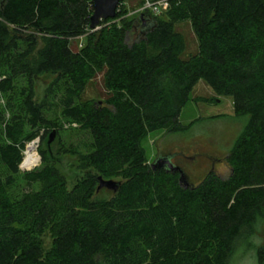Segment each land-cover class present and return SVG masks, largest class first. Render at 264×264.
Instances as JSON below:
<instances>
[{"label": "trees", "instance_id": "trees-1", "mask_svg": "<svg viewBox=\"0 0 264 264\" xmlns=\"http://www.w3.org/2000/svg\"><path fill=\"white\" fill-rule=\"evenodd\" d=\"M147 1L159 0H143L134 22L122 17L121 0L117 17L92 31L91 0H0V98L9 113L0 112V264H233L241 249H255L264 264V240L256 243L264 230V0H170L157 16L142 10ZM184 22L198 41L188 59L174 31ZM103 72L110 98L81 104ZM46 74L62 87V118L89 136L91 170L68 190L40 148L41 166L23 174L19 190L31 132L45 129L47 145L58 131L34 101V80ZM200 81L232 98L243 128L225 158L229 176L211 173L185 188L178 172L152 169L142 142L150 131L195 125L179 119ZM100 177L121 184L110 199L100 198Z\"/></svg>", "mask_w": 264, "mask_h": 264}, {"label": "rangeland", "instance_id": "rangeland-1", "mask_svg": "<svg viewBox=\"0 0 264 264\" xmlns=\"http://www.w3.org/2000/svg\"><path fill=\"white\" fill-rule=\"evenodd\" d=\"M142 1L126 0L121 7L122 17L136 22L140 14L137 8ZM174 31L184 44L182 58L188 59L196 55L198 53V41L190 23L175 24ZM140 34V26H137V28H134L129 33L128 43L132 44ZM84 42L82 38L73 41L71 43L72 50L77 52ZM44 46V40L40 39L31 58L32 62L39 59V52ZM56 78V75L46 74L38 75L34 80V101L43 107L51 122L58 124V131L50 146L46 145V141L43 144L42 135H44L45 129L40 128L37 131L31 132V137L35 135L36 137H32L33 139L26 141L23 160L19 167L20 173L17 177L19 190H22L24 186L22 182L23 174L36 170L41 166L40 148L44 149L48 147V150L50 149L52 157L57 161V167L65 176L68 190L72 189L91 170L86 162H84L85 146L89 142V136L85 133H80L76 124H70L62 118L58 101L59 97H56V94H60L62 87L56 85ZM110 96L111 93L106 87L103 72L98 74L89 83L80 103H102L109 99ZM6 110V102L0 98V112L1 114L2 112L5 113L6 117H9V113ZM179 121L185 126L194 122L195 125L191 129L179 133H171L168 129L148 132L142 142L148 164L152 165L155 163L162 153L168 155L172 160L178 157L184 160L183 153L194 156V152L197 149L202 153L199 161H197L199 164H195L197 166L195 171H192L191 168L190 170L188 169V173L190 174L189 180L192 184H199L207 176L210 167L209 162L212 161L208 157L210 155L223 159L215 162L217 167V172L215 173L223 178L228 177L230 170L227 165L224 166L222 164H226L225 158L243 128V123L235 119L232 98L218 96L205 82L200 81L195 86L190 102L183 110ZM49 135H47L46 140ZM34 142L37 143V148L31 153V144ZM71 146L80 150L81 153L79 155H72L62 152L63 147L69 150ZM113 181L117 182L119 180L114 179ZM111 197H113L111 190L106 188L101 189L100 198L110 199ZM256 236V243L259 244L264 240V230L259 231ZM43 240L45 251L47 252L52 247L53 238L47 232ZM240 253L235 256L233 264H258L255 249L249 250L245 256H242L243 249L240 250Z\"/></svg>", "mask_w": 264, "mask_h": 264}, {"label": "water", "instance_id": "water-1", "mask_svg": "<svg viewBox=\"0 0 264 264\" xmlns=\"http://www.w3.org/2000/svg\"><path fill=\"white\" fill-rule=\"evenodd\" d=\"M93 2V14L90 19V29L92 31H97L101 27V23L110 19H115L118 15V8L120 6L121 0H91ZM143 19V17H141ZM146 22H144V26ZM57 135L56 131H53L47 139V145L50 146L52 141L55 139ZM50 151V149H49ZM51 153V151H50ZM153 170L165 169L169 172H178L180 174L179 181L180 184L185 188L194 187V184H191L186 176L185 172L180 168L175 166L172 163V159L170 157L158 158L155 163L151 165ZM120 183L113 180H104L103 178H99V187L98 191L106 188L113 192H117Z\"/></svg>", "mask_w": 264, "mask_h": 264}, {"label": "flooded vegetation", "instance_id": "flooded-vegetation-1", "mask_svg": "<svg viewBox=\"0 0 264 264\" xmlns=\"http://www.w3.org/2000/svg\"><path fill=\"white\" fill-rule=\"evenodd\" d=\"M200 155H202L201 152H199L197 149L194 152V156H189L186 155L185 153H183L184 156V160L178 158H175L172 160V163L177 166L180 167L186 174V176L188 177V180L190 179V174L188 173V169L190 170V168L192 169V171H195V168L197 167L196 165H198L199 163L197 161H199V157ZM168 155L162 153L159 158H164L167 157ZM209 158L212 159L211 162H209L210 167L208 169L207 175L211 174V173H215L217 172V167H216V163L215 162H219L223 159L219 158V157H215V156H208ZM196 164V165H195ZM222 165H227V164H222ZM190 182V180H189ZM191 183V182H190ZM192 184V183H191Z\"/></svg>", "mask_w": 264, "mask_h": 264}, {"label": "built area", "instance_id": "built-area-1", "mask_svg": "<svg viewBox=\"0 0 264 264\" xmlns=\"http://www.w3.org/2000/svg\"><path fill=\"white\" fill-rule=\"evenodd\" d=\"M170 0H159L157 2H150L147 1L146 5L144 6V9H148L151 11V13L155 16L160 15L162 12H165L168 10L170 5Z\"/></svg>", "mask_w": 264, "mask_h": 264}, {"label": "bare ground", "instance_id": "bare-ground-1", "mask_svg": "<svg viewBox=\"0 0 264 264\" xmlns=\"http://www.w3.org/2000/svg\"><path fill=\"white\" fill-rule=\"evenodd\" d=\"M36 142L38 143V141H36ZM36 142L31 144V148H30L31 153H33L35 151V149L37 148V143Z\"/></svg>", "mask_w": 264, "mask_h": 264}]
</instances>
